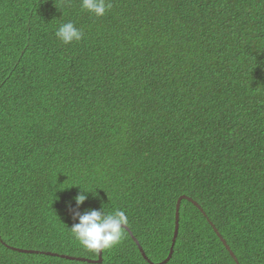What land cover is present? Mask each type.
Returning a JSON list of instances; mask_svg holds the SVG:
<instances>
[{"label": "trees", "instance_id": "16d2710c", "mask_svg": "<svg viewBox=\"0 0 264 264\" xmlns=\"http://www.w3.org/2000/svg\"><path fill=\"white\" fill-rule=\"evenodd\" d=\"M110 2L0 0V264L97 260L69 228L101 207L160 263L180 196L166 264H235L206 218L264 264V0ZM100 264L148 263L124 230Z\"/></svg>", "mask_w": 264, "mask_h": 264}, {"label": "clouds", "instance_id": "9594fccd", "mask_svg": "<svg viewBox=\"0 0 264 264\" xmlns=\"http://www.w3.org/2000/svg\"><path fill=\"white\" fill-rule=\"evenodd\" d=\"M81 9L96 16L103 17L112 7L110 0H81ZM56 38L65 45L80 42L84 32L71 21L61 24L55 32ZM83 192L75 197L77 209L87 200ZM73 218L77 220L69 229L79 246L92 253H100L119 245L124 229L129 223L128 215L123 210L106 212L103 207L90 209L83 213L74 211Z\"/></svg>", "mask_w": 264, "mask_h": 264}, {"label": "water", "instance_id": "95a60500", "mask_svg": "<svg viewBox=\"0 0 264 264\" xmlns=\"http://www.w3.org/2000/svg\"><path fill=\"white\" fill-rule=\"evenodd\" d=\"M182 200H186L187 202L191 203L204 217H205V213L202 211V209L200 208V206L194 202L192 199L186 197V196H180L177 201H176V205H175V217H174V231H173V236L171 239V245L169 248V252L168 255L166 257L165 260H163L160 263H152L150 262L147 257L145 256L143 250L141 249V247L138 245L137 240L132 236V234L129 232L128 228L125 227V231L128 232L129 236L131 237V239L133 240V242L136 244L141 257L148 263V264H166L169 259L171 258L172 252H173V246L177 237V233H178V223H179V207H180V203ZM208 224L210 225V227L212 228L213 232L215 233V235L217 236V238L219 239V241L221 242V244L223 245V247L225 248V250L228 252L229 256L232 258L233 262L235 264H238V261L235 259L234 254L230 251L228 245L226 244L225 240L222 239V237L220 236V234L217 232V230L215 229V227L213 226V224L211 222H209V220L206 218ZM13 251L19 252V253H24V254H39L41 252H37V251H31V250H22V249H17V248H10ZM46 255H51L53 257H59L65 260H75V261H80V262H86L89 264H100L101 263V252L97 253L98 259L95 261L92 260H87L84 258H74V257H69V256H65V255H57V254H53V253H45Z\"/></svg>", "mask_w": 264, "mask_h": 264}]
</instances>
